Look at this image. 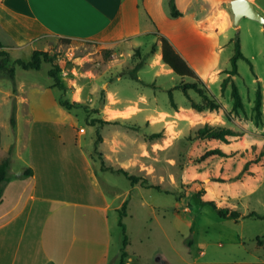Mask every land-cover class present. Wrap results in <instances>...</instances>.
<instances>
[{"label":"rangeland","instance_id":"obj_1","mask_svg":"<svg viewBox=\"0 0 264 264\" xmlns=\"http://www.w3.org/2000/svg\"><path fill=\"white\" fill-rule=\"evenodd\" d=\"M137 1L139 12L133 28L136 32L156 30V24L146 11L143 0ZM252 2L264 17V0ZM185 13L189 19L195 16V20L203 15L196 8ZM219 14V10L214 12L215 19ZM224 21L227 26L225 33L218 34L208 44L198 35L190 36L185 30L176 32L168 25L161 24L164 30H169L166 32L173 40L189 47V53L195 58L203 77L207 76V71L219 69L221 78L217 83H197L203 95L193 89H188L185 94L180 89V86L184 87L193 80H183L173 72L161 73L160 68H152L149 64L140 69L146 63V56L143 57L137 49L122 50L120 46L105 48L94 41L67 42L48 35L40 38L42 44L39 48L49 54L52 59L50 63L44 64L40 71L17 67L14 79L0 74L2 91H17L21 81L28 85L25 96L29 99L27 104H18L17 98L5 102L4 95L0 93V133L4 145L14 147L16 144V129L11 120L18 113L21 130L35 124L37 140L45 142L52 140V135L59 134L55 124L43 120L47 117L41 113L42 106L68 116L67 123L72 127L69 130L71 139H79L83 144H88L89 150L96 146L99 149L105 148L98 142L108 134L109 125L122 126L120 140L126 145L127 154L133 158L125 170L140 178L141 182L144 180L150 188L139 183L131 193L126 194V190L133 188L124 175L103 173V178L108 177L122 195L117 202V219L123 222L124 228L112 220V254L120 251L119 261L125 240L124 229L129 240L127 252L137 264L138 261L145 264L157 252L164 253L173 264H216L226 260L252 258L253 254L264 255V248L259 251L256 248L257 238H264V219H222L208 204L215 201L222 207L264 216V166L253 168L258 172V178H251L247 184L222 185L218 190L212 182L206 186L198 183L207 182L208 179L202 176L203 171L193 161V139L197 138L198 131L206 124L215 128L233 129L238 133L228 142L216 140L212 143L227 151L252 145L264 146V25L243 18L239 26H236L230 8ZM216 29L224 32L225 27ZM237 38L240 39L245 59L238 61L237 73L233 75L231 59L236 52ZM154 39L153 36L142 35L125 45L128 47L137 43L143 51L151 54L154 52ZM0 40L4 45H10L3 32ZM202 43L205 44L204 50L193 46ZM221 47L223 51H220ZM9 53L13 60H29L31 57L25 53ZM51 70L56 72L65 90L48 89L55 83L49 74ZM225 79H229V82L223 89ZM141 80L160 84L167 90L158 91L156 86L146 85ZM30 83H36L38 88H31ZM234 86L238 88L243 102V107L238 110H234ZM170 93H173L177 109L173 107ZM257 93L262 98L260 114L254 109ZM72 98L81 102V106L68 110L61 105L62 100L71 101ZM192 101L203 111L193 109ZM213 101L221 105L218 110L209 109ZM178 104H185V109H180ZM130 105L135 106L130 110L135 113L130 121H108V116L115 113L113 111ZM147 109L156 116H142ZM157 110L162 114H158ZM26 119L30 120L27 126L24 122ZM99 121L113 124H102ZM82 129L86 132H81ZM156 134L160 137L152 138ZM20 137L23 145L26 141L23 132ZM10 150L0 152V160L8 157ZM23 152V158H28V150ZM11 158L14 171L22 170L23 161L17 159L14 152ZM97 161L101 164L99 159ZM259 178L262 181L256 189L242 199L221 202L216 196L224 195L227 199L230 195L234 198L241 190L250 188L257 180L259 182ZM125 203H128L126 208ZM124 212L126 216L122 217L121 213ZM115 217L116 213L112 212V219ZM190 241L196 244L190 245ZM199 242L205 243L203 247H198ZM202 250L206 256L201 255Z\"/></svg>","mask_w":264,"mask_h":264},{"label":"crops","instance_id":"obj_2","mask_svg":"<svg viewBox=\"0 0 264 264\" xmlns=\"http://www.w3.org/2000/svg\"><path fill=\"white\" fill-rule=\"evenodd\" d=\"M231 1L176 0L177 9L182 15L173 18L169 0H143L146 11L156 24V30L136 32L133 25L139 12L137 0H2L0 34H6L10 41L5 49L20 55L41 51L40 38L45 35L72 41H94L105 48L120 46L122 50L140 49L143 57L146 56L142 68L149 64L152 68H160L161 73L170 74L173 70L162 62V47L158 40L161 36L172 43L204 83L215 84L221 78L219 69L209 70L207 76L203 77L195 58L189 53V47L173 40L166 32L169 30H164L161 24L168 25L176 32L185 30L190 36L198 35L208 44L218 34L225 33L227 26L224 25V19L227 18L229 8L232 11ZM191 8L201 12L202 18L195 20L193 16L189 19L185 11ZM216 10L220 13L217 19L214 16ZM220 26L225 27L224 32L216 29ZM142 35L155 38L152 44L156 46L155 53L148 54L137 43L126 47L125 44ZM204 45L193 46L204 50ZM223 49L221 47L220 51ZM141 81L156 86L158 91L167 90L160 84ZM29 86L38 88L36 83H30ZM27 88L28 85L20 81L17 91L0 89V93L4 95L5 102L17 98L18 104H27ZM52 88L53 85L48 87ZM71 102L78 101L72 98ZM178 106L185 109L186 105ZM131 108L135 106L113 111L115 113L108 116V121H130L135 115L130 112ZM41 113L47 117L43 120L55 124L59 133L52 135V140H37L35 124L27 126L30 124L29 119L24 121L27 128L21 130L19 113L15 118V146L4 145L0 133V152L13 149L12 154L14 152V156L22 160L24 165L22 170L14 171L11 158L7 181L3 186L0 200V264H120V251L112 254V222L120 223L117 219V202L122 195L108 177L103 178V173H115L109 168L128 169V163L133 162L132 155L127 154V147L120 140L122 126L109 125L108 134L98 142L105 148L99 149L96 146L89 150L88 144H83L79 139H71L69 130L72 127L67 123L68 116L43 106ZM154 114L147 109L142 116ZM158 114L162 112L158 111ZM22 132L26 138L23 145L20 137ZM27 150L29 156L24 159L23 151ZM28 170H32L30 176L25 175ZM136 187L132 186L133 189L125 193H131ZM255 189L256 186L230 200L242 199ZM216 196L221 202L230 201L218 194ZM112 212L116 213L114 219ZM189 244L195 245L196 242L190 241ZM204 244L199 242L197 245L201 248ZM256 248L259 251L264 247L257 243ZM201 255L206 256L205 251L202 250ZM126 264H137L129 253ZM145 264L173 263L164 253L157 252ZM216 264H264V255L253 254L252 258L226 260Z\"/></svg>","mask_w":264,"mask_h":264},{"label":"trees","instance_id":"obj_3","mask_svg":"<svg viewBox=\"0 0 264 264\" xmlns=\"http://www.w3.org/2000/svg\"><path fill=\"white\" fill-rule=\"evenodd\" d=\"M169 7L171 10V16L173 18H177L182 14L178 11L176 0H169ZM159 43L162 47V62L168 66L173 72L182 78L183 80H193L194 82H190L188 85L181 87L180 89L187 94L188 89H193L196 92L203 95L202 91L198 89L197 83L203 82L193 68L187 63V61L175 50L172 43L165 37H159ZM69 42V40H66ZM236 52L232 57L231 62L233 66L232 72L235 75L237 73L238 61L240 59H245L244 54L242 53L240 39L237 38L236 43ZM5 45L0 40V74L3 77H8L10 79H14L16 75V68L20 67L24 70H36L40 71L44 64L50 63L52 61L51 57L47 52L44 51H34L29 60L17 59L13 60L9 51H6ZM138 53L142 54L140 49H137ZM153 53L156 51V46L153 47ZM142 68V67H141ZM140 68V69H141ZM50 77L55 80L53 88H59L60 90H65L63 84L58 79L56 72L51 70L49 72ZM229 74H231L229 72ZM229 79H225L223 82V89L228 84ZM171 101L173 107L177 109V106L173 99V93H170ZM232 97L234 100V110L241 109L243 107L242 97L240 92L236 86L233 87ZM61 105L68 110H71L76 107L81 106V102H71L68 100H62ZM262 105L261 94L257 93L256 101H255V112L260 114ZM220 104L213 101L212 105H210V110H218L220 108ZM192 108L201 112L203 108L199 107L196 103L192 101ZM104 124H113V123H105L103 121H99ZM11 123L13 127L16 126L15 118H12ZM94 126V125H93ZM238 133L229 128L222 127H213L211 125L206 124L198 131V135L196 139H193L195 159L193 160L196 164L200 166V169L203 171V177L207 178L208 181L198 182L201 186H206L208 182H212L216 184L218 190L222 187V185L228 186L235 183H239L242 185L247 184V181L251 178H258V172L254 171V167H263L264 166V146L252 145L249 147H238L236 149H231L229 151L225 150L223 147L214 146L212 143L216 140H230L233 137H236ZM160 137L159 134L153 135L152 138ZM11 156L12 150L9 151V156L6 158H2L0 160V200L3 193V186L7 181L8 171L11 166ZM194 158V157H193ZM241 168V169H239ZM110 170L115 171L116 173L124 175L131 183L132 186H137L139 183L145 188L147 187L144 183V180L141 182V179L135 176L130 175L123 168H109ZM32 174V170H28L25 172L26 176H30ZM200 178V177H199ZM259 182L252 184L250 188H246L241 190L236 194V196H242L244 193L248 192V190L253 189L258 185L262 180L259 178ZM202 195L201 192H199ZM222 197L224 195H221ZM226 198L231 199L230 195ZM128 203H125L124 208L127 207ZM208 204L213 207L217 212L220 218L222 219H233L235 221H239L246 218H257L264 219V216L257 214L256 212H251L247 215H243L242 212L237 209H231L228 207H222L217 204L215 201H210ZM122 217H125L126 214L121 213ZM119 225L124 228L123 222L120 221ZM124 246L122 248V255L120 259V264H126V259L128 257L127 247L129 245V240L126 235V230L124 229ZM257 242L259 246L264 247V238H258Z\"/></svg>","mask_w":264,"mask_h":264},{"label":"water","instance_id":"obj_4","mask_svg":"<svg viewBox=\"0 0 264 264\" xmlns=\"http://www.w3.org/2000/svg\"><path fill=\"white\" fill-rule=\"evenodd\" d=\"M231 9L236 26H239L243 18H249L264 25V17L256 10L254 3L250 0H233Z\"/></svg>","mask_w":264,"mask_h":264},{"label":"bare ground","instance_id":"obj_5","mask_svg":"<svg viewBox=\"0 0 264 264\" xmlns=\"http://www.w3.org/2000/svg\"><path fill=\"white\" fill-rule=\"evenodd\" d=\"M218 25V24H217ZM221 27V26H220ZM212 28V27H211ZM222 28V27H221ZM220 53V52H219ZM211 75V74H210ZM213 77V76H212Z\"/></svg>","mask_w":264,"mask_h":264},{"label":"built area","instance_id":"obj_6","mask_svg":"<svg viewBox=\"0 0 264 264\" xmlns=\"http://www.w3.org/2000/svg\"><path fill=\"white\" fill-rule=\"evenodd\" d=\"M0 1H2V0H0ZM83 131V130H82Z\"/></svg>","mask_w":264,"mask_h":264}]
</instances>
